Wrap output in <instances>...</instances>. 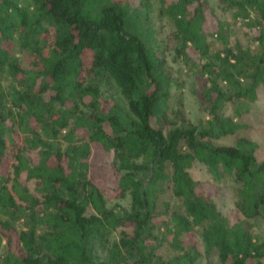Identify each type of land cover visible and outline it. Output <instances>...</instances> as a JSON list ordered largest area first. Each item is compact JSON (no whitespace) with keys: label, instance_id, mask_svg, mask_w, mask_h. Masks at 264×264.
Here are the masks:
<instances>
[{"label":"trees","instance_id":"obj_1","mask_svg":"<svg viewBox=\"0 0 264 264\" xmlns=\"http://www.w3.org/2000/svg\"><path fill=\"white\" fill-rule=\"evenodd\" d=\"M169 52L206 79L196 122ZM262 92L264 0H0V264H198L196 234L264 264V157L215 142ZM195 162L232 181L231 214Z\"/></svg>","mask_w":264,"mask_h":264},{"label":"rangeland","instance_id":"obj_2","mask_svg":"<svg viewBox=\"0 0 264 264\" xmlns=\"http://www.w3.org/2000/svg\"><path fill=\"white\" fill-rule=\"evenodd\" d=\"M231 20V19H229ZM234 31L232 37L236 35L243 42L249 41L248 35L246 31L249 33L248 29L243 25V22H234ZM233 26V25H232ZM170 28L167 21L163 24V35H166L169 31L167 29ZM162 31V30H161ZM253 33V29L252 32ZM250 34V33H249ZM251 37V36H250ZM168 61L170 65L173 67V70L177 72L179 79L183 82L181 87V99L183 101V110L186 116L193 120L198 121L202 117H204V112L199 105V96L203 90V87L206 84V79L203 75H200L198 71L195 69V64H185L180 59H175L171 52L167 53ZM193 65V66H192ZM177 93V92H176ZM226 113H230V109H226ZM240 122L245 126L238 129L235 134L229 135L227 137L220 138L215 141L218 144H232L237 138L241 136H246L251 138L257 143V156L259 159L264 157V92L260 94L259 99L251 105L250 109L247 113H244ZM190 174L193 178L197 180H201L206 184L205 190L212 194L214 201L218 207V209L224 214H231L234 209V186L230 179H226L223 181H214L210 174L208 173L206 167L198 162L192 164L189 169ZM163 201L172 200V196L170 195V191L167 190L161 197ZM124 199L123 202H125ZM127 202V201H126ZM128 203V202H127ZM127 203H124L125 205ZM19 226V224H17ZM254 232L256 233L259 240L264 241V220H257L254 223ZM196 238L199 241L198 244L203 251V256L200 258L198 264H229L221 263L217 257V253L215 250H212L208 253L204 252V247L201 242V237L196 234ZM97 251L99 256H104V246L101 249L100 245L97 246ZM160 254L164 256H169L172 254V250L163 246L159 249Z\"/></svg>","mask_w":264,"mask_h":264}]
</instances>
